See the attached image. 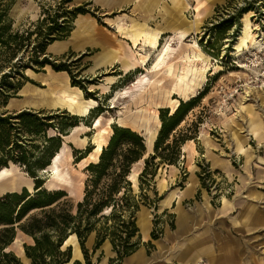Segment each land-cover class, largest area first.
Instances as JSON below:
<instances>
[{"label": "rangeland", "instance_id": "374dc122", "mask_svg": "<svg viewBox=\"0 0 264 264\" xmlns=\"http://www.w3.org/2000/svg\"><path fill=\"white\" fill-rule=\"evenodd\" d=\"M61 1L0 0L1 8L5 10L7 21L11 25V32L20 33L37 31L38 24L46 17V11L53 16L56 12L64 13L65 9L83 7L87 13L79 15L93 18L98 25L114 32L124 46L120 49V54L125 51L131 52L134 61L136 58V65L125 69L121 61H117L96 70L90 60L97 52L93 49L87 51L85 54L88 55L82 58L80 57L83 54L73 51L60 56L52 55L51 59L57 58L59 59L57 61L71 64L70 67L77 79L84 83L87 92L94 94L91 98L98 103L80 121V125L89 126L91 130L86 133L83 130L76 132L80 138L87 137L85 147L78 144V138L76 140L65 138L66 135L61 136L62 147L57 152L61 153L59 165L62 169H67L73 181L71 183L56 181L57 186H49L51 173L48 172L49 170H41L38 175L44 181L43 187L48 191L64 190L67 196L61 200V203L68 204L71 212L77 214V205L85 197L86 183L91 176L86 167L91 162H97L103 151L102 149L100 154L96 153V147L92 144L94 134L101 131L104 147L108 144L114 125L130 127L145 136L147 130L156 125L155 114H158L160 125L162 124L160 120L162 108L169 106L172 112L174 104L180 105L181 101H195L181 125L173 132V134L185 133L189 137H194L192 140L188 139L181 147L180 158L175 164L178 170L172 167V171L177 173L173 174L168 164L161 163L150 185L148 187L144 185L143 190L139 188L138 176L135 184L129 175V179L134 183L133 193L139 203V209L145 208L151 221L150 235L145 242L142 241L139 248L146 250L150 264H173L169 260L174 254V249L184 248L185 245L181 247L179 242H184L187 237V231L185 229L180 231L178 227L180 217L202 210L203 204L209 205L211 209L212 207L218 209L221 202L223 205H228L232 200L248 199L250 183L257 185L255 197L264 210V84L260 79L256 81L258 71L260 73L264 70V44L262 46L250 44L238 57L232 55L245 18H249L253 27L257 26L258 33L264 37V0H180L176 3L173 0H156V4L153 0H145L143 4L128 3L119 8L97 0H71L60 5ZM180 6H186V9L181 12ZM76 18L72 22L73 27ZM46 26L42 25L40 28L45 30ZM115 26L121 28L119 33L116 32ZM143 28L146 31L161 33L156 49L151 48L149 44H145V48H142L143 41H140L141 45L134 44L133 30L140 32ZM35 37L36 35L32 37L31 43L35 42ZM167 42L170 44V52L164 66L157 73H150L157 54ZM194 43L199 45L205 58L211 59L206 61L207 65L212 64L204 76L202 73H193L194 69L197 71V66L202 65L200 61L193 62L195 65L192 66L189 78L183 85L178 84L170 78L169 70L177 61V57H180V61L184 59L189 63L190 59L199 56V52L192 46ZM138 51L150 52L149 60L146 62L149 72L144 69L146 67L144 63L137 60L140 58L136 56ZM47 53H49L48 49ZM32 55L31 45L28 49L19 51L13 60H8L6 53L0 56V65H2L0 79L2 74L18 70L23 71L28 77L23 79L24 84L33 82L31 77L38 72L34 70L36 66L29 61ZM18 59H23L22 64L26 62L29 65L25 68H14L13 65L19 63ZM15 75L21 79L17 73L12 79ZM239 78L242 80V90L233 99L227 100L225 93L235 88ZM153 79L160 81L154 86L150 83ZM222 85L225 91L220 92ZM82 91L84 96L89 98L86 91ZM14 98L18 99H15L13 104L9 100L7 105H0V112L32 110L45 112L44 115H54L61 111L70 113L60 107H18L25 105L26 98L17 95ZM240 102L244 103L243 109ZM225 114L227 117H232L231 125H227L224 121L227 119ZM70 115L74 114L70 113ZM97 119L100 120L96 126ZM114 120L116 123H111ZM52 121L58 123L56 119ZM253 125L258 130L261 128V139L258 131L254 132ZM72 130H69L68 135H71ZM202 133L210 137L205 139L201 137ZM57 134L56 128L47 131L48 136ZM41 141L42 139L36 140L35 143ZM78 150L87 152L88 155L80 159L81 153ZM216 160L217 162L220 160L219 167L214 165ZM224 162L228 163L229 171L225 169ZM144 165V161L135 164L132 172L139 174ZM192 165H196L194 171H190ZM8 169L9 173L0 180V196L6 192H20L23 188H26L28 193L35 192L29 190L30 188L35 190L34 181L27 172L25 173L23 167L11 164ZM189 183L193 184L192 189L188 195L183 196L180 205L173 202L162 211L161 207L167 196L174 190L181 193L187 189ZM140 195H143L145 200H140ZM109 212L110 209H106L103 213L109 214ZM38 213L40 210L32 211L24 221ZM138 214L139 211L135 213V219L139 232L132 241L139 236L142 239L143 233L146 234L149 228L145 220L144 226L141 225L143 231L141 232L137 223ZM109 224L112 222L110 221ZM92 234L95 236V233ZM152 234L157 235L158 238L153 239ZM24 237L25 235L20 232L10 249L25 264L28 260L25 257ZM250 239L241 240L242 254L227 257L229 264H264V228L258 232L257 240ZM107 241L109 240L105 242ZM248 243L253 248V252H250L253 255L247 254ZM69 244L72 247L71 241ZM92 248L93 245L89 248L90 260L93 264H124V259L121 262L111 263V259L116 258V254L110 255L104 244L95 254H92ZM73 255L76 256V252ZM81 263L86 264L85 258ZM182 263L187 264L185 261L176 264Z\"/></svg>", "mask_w": 264, "mask_h": 264}, {"label": "trees", "instance_id": "16d2710c", "mask_svg": "<svg viewBox=\"0 0 264 264\" xmlns=\"http://www.w3.org/2000/svg\"><path fill=\"white\" fill-rule=\"evenodd\" d=\"M71 0H62L63 3ZM59 5V7H60ZM0 2V56L6 53L8 60H13L19 51L28 49L32 45L33 55L29 58L39 72L46 66L55 71H66L71 77L72 86L86 91L87 97H93L87 92L84 83L77 79L70 63L51 59L52 54L47 53L48 46L57 40L70 36L73 20L79 14H86L83 7L65 9L64 13L56 12L40 22L37 31L20 33L11 32V25L7 21V14L1 8ZM62 19V20H61ZM47 25L45 30L40 26ZM36 35L35 42L31 43ZM83 54L80 58L86 57ZM66 56V55H65ZM19 63L14 68H25L29 64ZM4 62H7L4 60ZM2 65H0V68ZM20 70V69H19ZM17 73L21 79L15 75ZM28 79L23 71H10L2 74L0 79V105H7L12 97ZM16 80V81H15ZM195 101L182 102L178 108L160 110L161 127L154 144V152L147 154L145 138L130 127L113 126V133L108 144L97 162H91L86 169L91 176L87 180L85 197L77 205V214H73L68 204L61 203L67 196L64 190L48 191L43 187L44 181L38 175L39 171L51 164L52 158L62 147L61 136L70 134V129L80 125L84 116L70 115L61 111L54 115H44L45 112L21 110L18 112H0V171L9 168L11 164L23 167L25 172L34 181L35 192L28 193L26 188L20 192H6L0 196V264H24L22 259L10 248L18 232L33 237V244H25V264H66L72 257V248L63 249L66 239L73 233L78 237L86 264H93L90 260V250L86 243L92 233H95V242L92 254L109 240L116 258L121 262L136 252L142 243L141 236L136 237L139 229L136 225L135 213L139 211V203L133 193L134 183L129 179L135 164L144 161V168L139 172V188L144 189L150 185L155 177L159 165L166 163L175 165L180 158L181 147L189 139L185 133L173 134L181 125L185 116L193 108ZM58 120V123L52 120ZM56 128L57 135L48 136L49 129ZM42 141L35 143L36 140ZM39 152V153H38ZM80 159L88 154L82 150ZM37 190V191H36ZM144 199L143 195H140ZM110 209L109 214H104ZM34 210L40 213L24 219ZM24 221V222H23ZM112 224H109V222ZM153 239L158 236L152 234ZM73 264H82L75 261Z\"/></svg>", "mask_w": 264, "mask_h": 264}, {"label": "crops", "instance_id": "0c3cea01", "mask_svg": "<svg viewBox=\"0 0 264 264\" xmlns=\"http://www.w3.org/2000/svg\"><path fill=\"white\" fill-rule=\"evenodd\" d=\"M97 1L102 2L103 4H105V2L109 3V6L115 5L117 8L123 7L128 3H134L137 5L139 3L143 4L145 2V0ZM153 2L156 4V0H153ZM80 19L87 24L84 28H79L77 26V20ZM120 29L115 26L116 32L119 33ZM123 47L122 40L117 38L114 32L98 25V23L93 18H89L86 15H79L75 20V24L70 36L66 39L57 40L50 44L48 46V51L54 56H60L66 54L69 51H73L78 54H85L87 51L93 49L97 52L91 56L92 58L90 60L92 62V66H95L96 70H100L104 67V65H111L117 61H121L122 66H124L125 69L132 68L131 64L136 62V58L134 61L133 55L128 51L120 54V49ZM31 78L33 82L24 84L17 93L18 97L24 96L26 98V102H24L25 105L22 104L18 107H60L65 108L70 113L77 116H86L90 109H93V107L90 106L86 112L82 111L84 110L83 107L87 106V101L92 98H86L82 89L72 86L71 77L68 72L55 71L50 67L41 72L35 73V75ZM69 95L76 96L79 101L83 102V104H81V106L75 104L72 105V103L67 100V96L69 97ZM15 99L18 98L13 97L10 99L12 104ZM239 111V113H241V110ZM225 117L227 119L224 121L227 123V125H231V117H227L226 114ZM160 127L156 133L157 135ZM253 130L255 133L258 131L259 139H261V128L258 130V128L253 125ZM157 135H155L154 139H152L153 143L151 145V149L154 147ZM143 137L146 140V136ZM208 137L210 136L208 135ZM146 148L148 151L147 142ZM150 153H152V150ZM186 156L187 154L185 157ZM219 162L220 160L218 162L216 160L214 165L219 167ZM223 165L226 170H230L228 163L224 162ZM169 167L171 168V171L173 170L172 167H175L178 170L177 166L175 165H169ZM195 168L196 165H192L190 171H194ZM172 172L173 174L177 173V171ZM192 186L193 184L189 183L187 189L181 193L175 190L172 191L167 196L166 200H164L161 210L166 206L169 207L173 202H176L179 206L183 196L188 195L189 191L192 189ZM248 189L250 191L248 199L232 200L229 201L228 205H223L221 202L218 209L213 207L211 209L209 205L203 204L202 210H196L195 212H192L189 215L187 214L186 216L182 215L180 217V221L178 220L179 222L177 224L180 231L182 229L187 231L186 240L184 242H179L181 243V247H183V245H185V247L174 249V254L171 256L172 258H170L169 261H172L173 264L183 261L187 262V264H199L201 262H203V264H229L227 257H233L235 255L242 254L241 240L245 238L256 239L260 229L264 228V210L261 209L259 201L255 197L254 193L257 191V185L250 183L248 185ZM177 196L180 198H177ZM205 198L208 199V196L205 195ZM145 220L148 222L149 228L146 230V234L143 233V242H145L150 235L149 232L151 229V221L148 218L146 209L142 208L139 210L137 218V223L141 232L143 231L139 222H145ZM19 233L20 232H18L17 236ZM21 233L25 235L24 238L26 244L30 245L34 243L33 237L23 232ZM69 241L72 243V257L70 262L66 264H73V260L84 262V254L76 234H71L70 237L66 239L64 245H70ZM94 242L95 236L92 234L87 240V247H92ZM248 244L249 246L247 248V254L253 252L251 244ZM105 247L109 250L110 255L116 254L113 251L110 242H105L104 248ZM255 249L257 250V248ZM75 252L77 253V256L73 255ZM250 254L253 255V253ZM148 260L149 257L146 250L144 248H139L132 255L124 259V264H150L151 261Z\"/></svg>", "mask_w": 264, "mask_h": 264}, {"label": "bare ground", "instance_id": "6f19581e", "mask_svg": "<svg viewBox=\"0 0 264 264\" xmlns=\"http://www.w3.org/2000/svg\"><path fill=\"white\" fill-rule=\"evenodd\" d=\"M173 1H174V3H176L177 1H180V0H173ZM184 9H186V6H180V8H179V10L181 12ZM197 18H199V17H197ZM86 25L87 24L84 21H82L81 19L80 20H77V26L79 28H84ZM160 34H161L160 32H157V31L156 32L155 31H151L150 32V31H146V29H143L140 32H138L136 30H133V37L132 38H133L134 44L141 45L140 44V41H143L142 48H145V44H149L151 46V48L156 49L157 46H158V43H159ZM250 44H252L253 46H262L264 44V37L260 33H258V27L257 26L253 27V25L251 24L249 18H245L243 20L242 31H241V33L239 35L238 40L236 41L235 47L233 46L234 48H233V51H232V55H234L235 57H238L239 55H241V53L243 52L244 49H246V48H248L250 46ZM192 46L195 47L196 50L199 52V56L196 57V58L190 59L189 60V63H187V60H184V59H182L180 61V57H177V61L174 64H172V67L169 70L170 78H172L173 81L176 82V83H178V84L181 83V85H183V83L189 78V75H190L192 66L195 65L193 62L200 61L201 64H202L200 66H197V69H196L197 71H195V69H194L193 70V73L194 72L202 73V74H204V76L209 71V69H210L209 66L212 64V63H210V65H207L208 62H206V61L211 60V59L209 57L208 58H205L206 57L205 54L203 53V51L201 50V48L199 47V45L197 43H194ZM169 52H170V44H169V42H167L166 45H164V47L157 54V57H156V59L154 61V64H153V67H152V70L151 71L149 69H147V64H146V62L149 60L150 52L140 53L138 51L136 53V56H137V58L140 56V58H138L137 60H139V62L144 63V65L146 66L144 68L145 70H147L148 72L150 71V73H153V72L154 73H157L164 66V62H165L166 57L169 54ZM180 63H182V64H180ZM135 65H136V62H134L133 64H131V67H134ZM148 81H150V80H148ZM159 81H160V79H153L150 83L155 86L156 84L159 83ZM67 100L70 101L72 103V105L75 104V105L81 106V104H83V102L79 101L77 99V97L74 96V95H69V97L67 96ZM97 103L98 102L94 101L93 99H89L87 101V106H84L83 107L84 110H82V111L83 112H86L88 110V108H90V106L95 107V105ZM241 104H242V109H243L244 108V103H241ZM178 106H179L178 103L177 104H174L173 107H172V112H174L178 108ZM230 119H231V121L233 120L232 117ZM99 120L100 119H97V122L95 124L96 126L98 125ZM155 120H156L155 127L154 128H151L150 127V129L147 130L148 131L147 135H145L146 136V140L145 141L147 142V146H148V151L147 152H149V151L152 150L151 149V145L153 143V140L152 139H154L155 135H157L156 133H157L159 127H160V121H159L158 114H155ZM111 123H116V122L114 120V121H111ZM80 130H83L86 133L89 130H91V127L86 126L84 124L78 125V126H76V127L73 128L71 135H66L64 137L65 138H72V139H76V140L78 138V144H80L81 146H84L85 147L86 144H87V141H88L87 140V137L80 138L79 136L76 135V132L77 131H80ZM101 135H102V133L100 131V132L94 134L93 137H92V144L96 147V153L97 154H100V152L102 151V149L104 147V143L102 142ZM201 137H203V138L206 139L208 136H207L206 133H202L201 134ZM190 142L192 143V141H190ZM188 145H190V144H188ZM60 157H61V153H57L52 158L51 165H49L47 167V169L46 168L45 169H42V171L49 170L48 172L51 173V180L48 183L49 186H51V185L57 186L56 181H61V182L64 181L65 183H69V182L71 183L73 181V179L70 176V173L67 171V169H62L60 167V165H59V161H60L59 159H60ZM7 173H9L8 167L2 169L0 171V180L3 177H5L4 175H7ZM138 175H139L138 172H132L130 174V178L134 181L135 184H136V178H137ZM52 180H55V181L54 182H51ZM29 190L31 192H34L35 191V190H32L31 188ZM30 194H32V193H30ZM139 224L141 226L143 224V222L140 221ZM143 226H144V224H143Z\"/></svg>", "mask_w": 264, "mask_h": 264}, {"label": "built area", "instance_id": "2783aa9c", "mask_svg": "<svg viewBox=\"0 0 264 264\" xmlns=\"http://www.w3.org/2000/svg\"><path fill=\"white\" fill-rule=\"evenodd\" d=\"M261 60H262V63H263V59H261ZM240 66H242V68H244L243 65H240ZM256 78H257L256 81H258V79H260V81L264 84V70L262 72H260V73L258 71V74H257ZM237 82L238 83L235 84V88L233 90H231V91L229 90L228 93H225V96L227 97V100L233 99L237 95V93L240 90H242V86H243L242 85V80L239 78ZM222 91H225V87L223 85L221 86L220 92H222Z\"/></svg>", "mask_w": 264, "mask_h": 264}, {"label": "water", "instance_id": "95a60500", "mask_svg": "<svg viewBox=\"0 0 264 264\" xmlns=\"http://www.w3.org/2000/svg\"><path fill=\"white\" fill-rule=\"evenodd\" d=\"M145 143H146V142H145ZM39 177H40V176H39ZM107 242H109V241H107ZM68 246H69V245H68ZM66 247H67V246L64 245V246H63V249H65ZM75 261H76V260H73L72 263H74Z\"/></svg>", "mask_w": 264, "mask_h": 264}]
</instances>
